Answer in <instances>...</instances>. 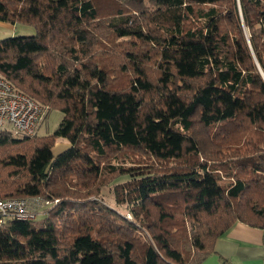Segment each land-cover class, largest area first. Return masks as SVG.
Returning <instances> with one entry per match:
<instances>
[{
  "label": "trees",
  "instance_id": "16d2710c",
  "mask_svg": "<svg viewBox=\"0 0 264 264\" xmlns=\"http://www.w3.org/2000/svg\"><path fill=\"white\" fill-rule=\"evenodd\" d=\"M0 23L36 30L0 76L63 114L0 132V200L35 213L5 217L0 264H201L264 231V0H0Z\"/></svg>",
  "mask_w": 264,
  "mask_h": 264
},
{
  "label": "built area",
  "instance_id": "2783aa9c",
  "mask_svg": "<svg viewBox=\"0 0 264 264\" xmlns=\"http://www.w3.org/2000/svg\"><path fill=\"white\" fill-rule=\"evenodd\" d=\"M44 112L45 109L35 100L0 77V132L34 136ZM30 205L31 202L25 199L0 200V226L4 224L5 217L11 214L19 219L35 218V213L29 211Z\"/></svg>",
  "mask_w": 264,
  "mask_h": 264
},
{
  "label": "crops",
  "instance_id": "0c3cea01",
  "mask_svg": "<svg viewBox=\"0 0 264 264\" xmlns=\"http://www.w3.org/2000/svg\"><path fill=\"white\" fill-rule=\"evenodd\" d=\"M201 264H264V231L236 224Z\"/></svg>",
  "mask_w": 264,
  "mask_h": 264
},
{
  "label": "rangeland",
  "instance_id": "374dc122",
  "mask_svg": "<svg viewBox=\"0 0 264 264\" xmlns=\"http://www.w3.org/2000/svg\"><path fill=\"white\" fill-rule=\"evenodd\" d=\"M34 35H36V30L33 26L20 24V23H17L15 25H11L8 23H0V41L9 39V38L28 37V36H34ZM0 77L2 78V76ZM62 118H63V114L59 110H46L45 109L44 116L38 123L37 129H36V135L45 136V135L54 134ZM29 137H33V136H29ZM69 148H70V143L68 140L58 139L53 149V153L55 157H58L62 155L64 152H66ZM113 188H114V185L112 184L109 187H105L102 192L105 203L110 206H116ZM120 208L123 211V213L126 214L127 219L131 220L132 217L125 210V207H120Z\"/></svg>",
  "mask_w": 264,
  "mask_h": 264
}]
</instances>
